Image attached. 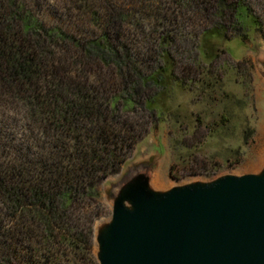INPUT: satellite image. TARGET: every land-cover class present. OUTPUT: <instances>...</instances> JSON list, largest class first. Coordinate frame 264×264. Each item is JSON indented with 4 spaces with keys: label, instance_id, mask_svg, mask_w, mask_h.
<instances>
[{
    "label": "trees",
    "instance_id": "obj_1",
    "mask_svg": "<svg viewBox=\"0 0 264 264\" xmlns=\"http://www.w3.org/2000/svg\"><path fill=\"white\" fill-rule=\"evenodd\" d=\"M70 1L78 11L0 0V264H98L100 184L145 133L138 108L160 118L165 81L186 85L174 74L178 19L164 7L160 30L139 41L127 29L153 14L150 0ZM178 1L221 19L201 31V55L227 29L245 40L259 24L247 0Z\"/></svg>",
    "mask_w": 264,
    "mask_h": 264
},
{
    "label": "rangeland",
    "instance_id": "obj_2",
    "mask_svg": "<svg viewBox=\"0 0 264 264\" xmlns=\"http://www.w3.org/2000/svg\"><path fill=\"white\" fill-rule=\"evenodd\" d=\"M116 1L126 6L128 0ZM45 2L48 11L62 4L74 5L70 0ZM78 4L71 10L78 11ZM148 4L153 14H145L146 18L138 21L139 28L129 25L127 31L134 30L132 36L139 41L149 32L159 31L162 22L158 12L162 7L165 9L162 13L177 17L179 50L172 51L180 63L175 66L174 74L186 85L172 88L170 79L165 81L168 90L160 91L155 103L157 115L163 112L160 118L142 106L133 115L134 120L142 123L145 133L118 173L100 184L102 208L95 225L110 217V193L123 175L142 163H152L153 182L162 189L225 173L252 172L264 164V77L260 72L264 65V0L246 1L252 17L259 16V24L249 33L251 37L244 40L241 33H247L246 30L227 29L222 40L205 41L201 45L211 55L199 54L201 31L205 24L210 27L216 20L220 22V18L199 14L195 6H186L178 0H150ZM84 20L81 13L78 22ZM161 64L162 61L158 65ZM186 67L193 71L182 73ZM191 76L196 81H191ZM158 89L154 86L153 93Z\"/></svg>",
    "mask_w": 264,
    "mask_h": 264
},
{
    "label": "water",
    "instance_id": "obj_3",
    "mask_svg": "<svg viewBox=\"0 0 264 264\" xmlns=\"http://www.w3.org/2000/svg\"><path fill=\"white\" fill-rule=\"evenodd\" d=\"M153 181L142 163L111 191L110 217L94 224L98 264H264V164L166 189Z\"/></svg>",
    "mask_w": 264,
    "mask_h": 264
}]
</instances>
